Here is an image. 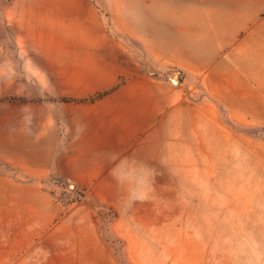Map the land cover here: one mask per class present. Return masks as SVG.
I'll return each instance as SVG.
<instances>
[{"label":"rangeland","instance_id":"374dc122","mask_svg":"<svg viewBox=\"0 0 264 264\" xmlns=\"http://www.w3.org/2000/svg\"><path fill=\"white\" fill-rule=\"evenodd\" d=\"M157 1L0 0V63L10 72H25L27 61L36 73H99L98 84L47 89L53 114L85 115L115 92L97 88L117 70L155 64L158 29L166 47L172 11ZM148 96L171 98L155 84ZM234 132L242 153L133 138L132 168L117 164L115 192L52 179L0 183V264H264V130Z\"/></svg>","mask_w":264,"mask_h":264},{"label":"crops","instance_id":"0c3cea01","mask_svg":"<svg viewBox=\"0 0 264 264\" xmlns=\"http://www.w3.org/2000/svg\"><path fill=\"white\" fill-rule=\"evenodd\" d=\"M156 9L172 13L166 16V47L158 29L155 64L139 73L117 70L97 88L115 92L86 107L85 115L53 114L47 89L53 82L64 90L69 83L98 84L99 73H36L27 61L25 72H10L0 63L1 184L52 179L115 192L117 164L132 168L133 138L159 144L171 136L172 143L181 140L207 154L242 153L234 130H264V0H159ZM152 84L170 91L169 104L148 96ZM31 87L40 95L30 93ZM107 104L113 108H103ZM164 124L170 127L166 135Z\"/></svg>","mask_w":264,"mask_h":264}]
</instances>
